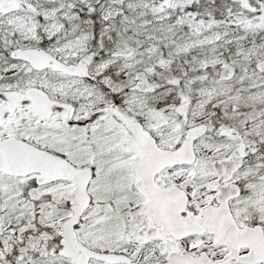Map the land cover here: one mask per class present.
<instances>
[{"label":"snow or ice","instance_id":"snow-or-ice-1","mask_svg":"<svg viewBox=\"0 0 264 264\" xmlns=\"http://www.w3.org/2000/svg\"><path fill=\"white\" fill-rule=\"evenodd\" d=\"M0 264H264V0H0Z\"/></svg>","mask_w":264,"mask_h":264}]
</instances>
